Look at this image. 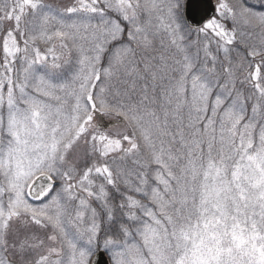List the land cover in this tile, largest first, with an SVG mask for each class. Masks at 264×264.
<instances>
[{
	"label": "snow or ice",
	"instance_id": "snow-or-ice-1",
	"mask_svg": "<svg viewBox=\"0 0 264 264\" xmlns=\"http://www.w3.org/2000/svg\"><path fill=\"white\" fill-rule=\"evenodd\" d=\"M0 264H264V0H0Z\"/></svg>",
	"mask_w": 264,
	"mask_h": 264
}]
</instances>
